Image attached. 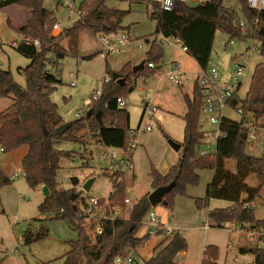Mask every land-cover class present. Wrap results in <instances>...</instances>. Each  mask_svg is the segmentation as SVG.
<instances>
[{"label":"trees","instance_id":"trees-1","mask_svg":"<svg viewBox=\"0 0 264 264\" xmlns=\"http://www.w3.org/2000/svg\"><path fill=\"white\" fill-rule=\"evenodd\" d=\"M141 0H80L79 18L74 25L54 35L53 28L57 24L55 12L47 9L45 0H0V10L11 6H19L31 11L30 20L21 28L16 29L23 39L16 44V50L28 58L30 65L22 71L26 78V86H20L13 74L0 67V99L12 101V105L0 113V149L11 153L21 148H27L22 159V172L31 189L47 187L49 195L39 206V215L53 216L65 220L69 227L78 233V239L67 243L69 251L63 257V264H114L115 257L126 254L127 251H138L150 239L149 235L138 236L146 216L151 210L148 195L140 199L126 219L105 220L103 233L91 240L85 232V219L93 213V208L81 196L72 200L71 192L60 190L59 172L63 169L61 160L70 154L58 148L65 141L83 142L78 133L88 131L90 137L108 148L123 150L132 157L129 151L135 140L130 129V115L127 108H120L119 98L126 99V93L134 86L137 79L149 80L163 68L165 51L156 38L150 43L143 69L134 73L128 68L121 73L107 69L109 81L101 88V95L89 105L90 115L73 122L72 127L63 135L57 129L65 124L59 113V108L51 99V94L62 81L57 74L61 60L69 56H77L80 34L88 30L95 35H111L127 32L123 20L127 11L117 9L113 2H137ZM225 0H209L204 5L190 6L177 4L173 11H156L153 4L151 19L156 23V35L179 39L188 49V55L198 66L206 71L211 61L215 36L218 31L230 36V40L254 39L259 43V52L264 57V10L250 8L247 0H240L241 11L245 18L248 32L245 34L242 26H236L231 12L224 6ZM10 27L14 28L8 20ZM154 35V36H156ZM38 41L39 46L34 42ZM66 42V43H65ZM152 64L154 68H149ZM264 64V63H263ZM260 64L257 69L263 67ZM55 73H53V71ZM257 74L255 88L248 92L246 99L241 100L237 93L232 100V106L239 105L243 109L240 122L226 118L222 122L225 134L217 145L214 154L199 155L202 145V124L200 109L203 103V93L195 85L194 95H186L187 113L184 116V143L182 156L166 175L155 168L151 171V181L154 190L176 182L165 200L169 209L173 208L176 195H186V188L197 186L200 182V172L211 170L213 180L206 189L203 199H195L198 209L209 207L211 200H222L230 203L228 208L209 211V223L213 227L224 228L225 224L235 223L242 229L250 226L252 230L263 233L264 220H257L254 208H245L253 204L261 195L264 187V157L247 155L246 147L250 135V127L246 121L255 123L264 119V78ZM124 80V86L118 82ZM254 90V95L251 93ZM88 111V112H89ZM264 128V124L261 126ZM237 163L235 173L226 169V161ZM122 174V173H121ZM121 174L117 179L109 176L113 182L111 203L123 204L126 191ZM256 176L259 186L251 187L247 179ZM119 179H122L119 181ZM74 186L78 179L72 178ZM12 179L0 167V204L1 190L11 186ZM108 212V216H110ZM48 229H41L36 234L26 232L23 242L31 245L47 239ZM264 239V235L260 237ZM188 249V242L182 235L164 238L156 247V255L143 264H178L176 259ZM240 253L254 256L253 264H264V248L243 247ZM218 249L215 246L205 248L202 264H217Z\"/></svg>","mask_w":264,"mask_h":264},{"label":"rangeland","instance_id":"rangeland-1","mask_svg":"<svg viewBox=\"0 0 264 264\" xmlns=\"http://www.w3.org/2000/svg\"><path fill=\"white\" fill-rule=\"evenodd\" d=\"M208 1L190 2L188 5H204ZM155 2L156 0H141L132 3H112L115 8L128 12L123 20V26L127 27L128 31L121 32L120 35L128 36L129 40L118 54L107 56L98 34L95 35L88 30L80 34L78 54L60 61L57 73L62 84L51 94V99L58 105L59 113L65 123H73L86 117L89 111L88 102L93 101V95L101 90L105 77L109 76L106 74L107 69L116 73H121L126 68L133 71L135 66L146 60L150 48L147 40L153 41L160 37L156 35V23L151 19ZM44 5L55 12L60 32L71 28L78 19V15L74 11L70 14L69 9L75 6L78 10L80 0H45ZM224 6L238 15L246 34L248 27L241 11L240 0H225ZM27 17L29 10L19 6L0 10V67L9 70L22 87L26 86V78L22 71L31 61L12 45L14 40L18 42L23 37L16 28L9 26L8 19L12 20V25L15 27H23ZM60 32L53 30L54 35ZM163 47L165 56L162 70L146 82L137 79L134 86L126 93L130 129L133 131L139 129L135 141L137 146L131 157L132 168L122 163V150L105 147L100 142L94 141L88 131H81L78 136L84 140L83 142L65 141L58 145L60 150L70 154L69 157L61 160L63 169L58 175L60 190H68L71 195L81 196L88 205L90 199L107 200L113 192V182L107 172L114 166L116 171L122 173L121 178L126 185L125 197L130 201L128 206H134L140 199L146 195L149 197L154 191L150 176L152 168L161 173L164 165L173 158L179 159L182 156V150L176 152L169 141L181 145L184 143L186 95L193 97L195 78L201 75L203 70L188 53L172 50L167 45ZM173 58L189 75L190 81L184 86H178L165 77L167 66ZM263 63L264 57L259 52V43L254 39L230 40V36L221 31L216 33L210 66L218 69L220 80L225 83H231L233 70L236 67H244L245 77L237 92L241 100L246 99L248 92L257 83V77L254 78L256 74L260 76L261 73V78H264ZM260 64H263V67L258 70ZM73 83L75 84L72 85ZM254 93L253 90L250 96L253 97ZM145 100L155 109L152 116H147V112H144ZM11 105L10 99L1 98L0 113ZM224 114L232 121L240 122L242 119V115L231 107L227 108ZM248 117L252 118L251 115ZM251 123L254 124L255 130L252 129L250 132L246 153L252 157H264V128L261 127L264 119L256 123L253 120ZM201 124L207 127L204 120H201ZM147 127L152 128V131H147ZM26 150L27 148H21L11 153L0 152V167L13 181L12 188L7 186L4 192L8 211L4 212L3 203L0 206V264H63V257L69 250L67 243L77 240L78 233L71 229L65 220L51 215L39 218L41 216L38 208L45 197L42 190L31 189L26 182L21 164ZM113 153H115L114 160L107 156ZM226 169L235 173L237 163L233 160L226 161ZM213 176L214 172L211 170L201 171L199 184L188 186L184 196L176 195L172 209L159 204L155 207L151 206L150 212L155 213L166 225L186 230L183 236L188 242V249L186 253L177 256V263L202 264L204 248L215 246L218 249L217 264H253L254 256L243 255L240 249L264 248V239L260 238L257 231L252 230L250 226H246L245 229L239 226V230L233 232L227 228L228 224H225L224 228H219L209 223V211L228 208L230 203L211 200L209 207L203 209H198L195 204V199L205 197L207 186ZM72 178L78 179L77 186L73 185ZM92 179L94 183L87 192L83 187ZM247 183L251 187L259 186L254 175L247 179ZM110 204L111 210L120 205ZM253 205L255 218L264 220V187ZM206 224L210 226L207 232L204 230ZM87 225L86 222V235L94 241L90 226ZM142 225L138 233L139 237L149 232L148 215ZM41 229L49 230L50 236L47 239L31 245L23 242L28 230L36 234ZM252 232H254L253 236ZM163 239L164 237H151L148 243L138 249L140 258L148 261L154 257L156 247Z\"/></svg>","mask_w":264,"mask_h":264},{"label":"built area","instance_id":"built-area-1","mask_svg":"<svg viewBox=\"0 0 264 264\" xmlns=\"http://www.w3.org/2000/svg\"><path fill=\"white\" fill-rule=\"evenodd\" d=\"M190 2L193 3H201L202 0H156L157 8L156 11L163 10V11H173L177 4H186L188 5ZM250 8L255 9L257 11L264 10V0H247ZM76 13L79 18V11L75 6L72 9H69L70 14ZM242 24V23H241ZM243 27V26H242ZM58 25L56 24L53 30H57ZM101 37L102 44L104 46V53L108 55H114L121 52L122 46L128 42L129 38L126 35L119 34H111V35H98ZM157 43L162 45L169 46L172 50H179L182 53H187V47L179 40L174 37H165L160 35L159 38H156ZM17 41L14 40L12 45L16 46ZM35 46H39V42H34ZM211 61L209 62L208 69L203 71L201 75L195 78V85H197L202 93H203V103L200 109V122L204 120L205 125L207 127L202 126V145L199 148V155L200 156H207L211 155L212 152H216L218 142L221 138L225 136L222 130V122L226 119L224 114L225 110L229 107L236 109L243 118V109L237 105L232 106V100L235 94L241 87L242 79L245 77V69L243 66H238L233 70L232 78L233 80L231 83H225L220 80V76L218 73V69L214 66H210ZM149 68H154L152 64H149ZM58 74V73H57ZM165 77L172 81L174 84L178 86H184L189 83V75L184 72L182 65L178 63L174 58L170 64L167 66V71L165 73ZM109 81V77L106 76L104 79V83ZM146 82L147 80H143ZM73 83L72 85H74ZM101 95V90L97 91L93 95V101L97 100ZM146 102V109L145 113L147 116H152L155 112L147 100ZM88 107L91 104V101L88 102ZM117 104L120 108L127 107V101L125 99L119 98L117 100ZM145 115V114H144ZM144 117V116H143ZM242 120V119H241ZM253 120L246 121V125L250 127V132L252 129L255 130L254 124L251 123ZM147 131H152V128L147 127ZM139 132V129L136 131L131 132L135 140L131 143L129 151H134L136 141V135ZM2 151V150H1ZM123 151V150H122ZM112 160L115 159V153L107 155ZM122 163L132 168L131 157L128 154L124 153L123 151V159ZM110 176L117 177L120 175L118 171L115 170L114 166L110 168L107 172ZM118 178V177H117ZM116 178V179H117ZM122 179H119L121 181ZM109 198L106 200H97V199H90V206L93 208V213L85 219V222L90 226L92 229V233L94 238L101 235L103 233V222L105 220H114V219H124L129 216V214L133 210V206H128L130 201L126 198L122 205H118L113 207L111 210ZM253 204H246L245 208H252ZM108 212H110V216H108ZM148 221H149V232L146 235L150 237H164L170 238L175 235H182L186 232V230L180 228H174L172 226L166 225L162 220L153 212L148 213ZM229 230L235 232V230H239L238 224H231L228 223ZM209 229V224L204 227V230L207 231ZM254 235V232L251 233ZM258 235L263 236V233L258 232ZM115 264H143V260L140 258L139 254L136 251H127L126 254L118 255L115 257L114 260Z\"/></svg>","mask_w":264,"mask_h":264},{"label":"water","instance_id":"water-1","mask_svg":"<svg viewBox=\"0 0 264 264\" xmlns=\"http://www.w3.org/2000/svg\"><path fill=\"white\" fill-rule=\"evenodd\" d=\"M231 16L234 18V21H235V25L236 26H242L241 24V20L235 16L233 13H231ZM144 67V62H142L140 65L138 66H135L134 69H133V72L136 73L138 72L139 70L143 69ZM118 84L120 86H124L125 85V81L124 80H120L118 82ZM91 111L88 112V115H90ZM73 123L70 122V123H65L63 124L62 126H60L58 129H57V133L59 135H63L65 132H67L71 127H72ZM169 144L170 146L176 151V152H179L182 148V145L181 144H177L173 141H169ZM94 183V179L92 180H89L83 187V189L85 191H90L92 185ZM176 185V182H172L171 184L167 185V186H163V187H160L156 190H154L148 197V200H149V203L152 207H155L159 204H162L164 206H167L168 203L167 201L165 200V197L166 195L171 192L173 190V188L175 187ZM43 193L44 195L47 197L49 195V190L47 187H43ZM72 200H76V195H73L72 196Z\"/></svg>","mask_w":264,"mask_h":264},{"label":"crops","instance_id":"crops-1","mask_svg":"<svg viewBox=\"0 0 264 264\" xmlns=\"http://www.w3.org/2000/svg\"><path fill=\"white\" fill-rule=\"evenodd\" d=\"M12 7V6H11ZM9 8V7H8ZM30 18H31V11H29V17H27V19L25 20V22L23 23V25H25V23L26 22H28L29 20H30ZM8 20H10L11 21V23L13 24V22H12V20L11 19H8ZM13 27L14 28H21L22 26H19V27H15V25H13ZM57 31H59L60 32V28H59V26H58V29H57ZM25 148V147H24ZM182 150V149H181ZM180 150V151H181ZM179 151V152H180ZM0 152L1 153H3L2 151H1V149H0ZM25 153H27V150L24 152V156H25ZM22 159H23V157H22ZM179 159H177L176 157L175 158H173L168 164H166V165H164V168L162 169V174L163 175H166V174H168L169 173V171H170V169L177 163V161H178ZM225 165H226V163H225ZM212 180H213V177H212V179H211V181L210 182H212ZM13 185V184H12ZM12 185L11 186H9L8 188H12ZM14 187V186H13ZM5 189H7L6 187H4L2 190H1V204H0V206L2 205V203H3V205H4V208H5V211L4 212H6V210L8 211V209H7V206H6V203H5V197H6V195L4 194V192H5ZM40 190H42L43 191V187H41V188H39ZM44 197L46 198V196L44 195ZM231 206V205H230ZM39 218H44V217H39ZM124 219H126V218H124ZM86 223V222H85ZM86 225V224H85ZM207 225V224H206ZM205 225V226H206ZM88 226V225H87ZM204 226V227H205ZM210 227V226H209ZM90 230H92V229H90ZM208 231V230H207ZM206 231V232H207ZM184 237V236H183ZM95 239V238H94ZM186 239V238H185ZM148 243V242H147ZM161 243V242H160ZM160 243H159V245H160ZM158 247V246H157ZM204 250H205V248H204ZM69 251V250H68ZM67 251V252H68ZM184 253H186V252H184ZM184 253H181V254H184ZM138 254H139V252H138ZM139 256H141L140 254H139ZM150 260V259H149ZM148 260V261H149ZM143 262H146V261H144L143 260ZM179 264V263H178Z\"/></svg>","mask_w":264,"mask_h":264}]
</instances>
